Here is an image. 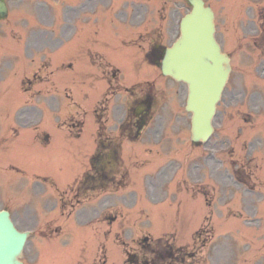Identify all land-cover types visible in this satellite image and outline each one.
Wrapping results in <instances>:
<instances>
[{
	"label": "rangeland",
	"instance_id": "374dc122",
	"mask_svg": "<svg viewBox=\"0 0 264 264\" xmlns=\"http://www.w3.org/2000/svg\"><path fill=\"white\" fill-rule=\"evenodd\" d=\"M253 1L242 0L241 10L246 4L251 5L255 10L254 13L243 19L245 27L254 25L256 22L259 23L263 16L264 1L259 0L260 3L256 5L251 3ZM73 3L74 0H7L8 16L0 20V74L5 72L0 77V132L7 134V131L16 122L12 132L17 131L20 134L16 137L17 140L14 141L12 147L11 143L8 147L9 142L7 141L0 144L2 145V149H0V209H10L15 224L21 230L35 228L27 222L26 214L32 220V224H36L33 221L34 218L38 219L57 213L54 185L51 181H49L51 184L38 182L34 179L30 180V177L49 176L53 180V184L62 185L72 175L75 166L80 164L82 157L80 153L89 148L88 129L81 139L71 138L69 132L59 122L60 119H64V115H61L60 111L56 115L54 111L45 107L42 102H46V98H41L38 94L33 95L29 109L17 116L23 98L28 95L21 88L18 90L11 88L13 85H20V82L18 83L16 78L10 75L11 72L24 69L33 70L36 67L31 55L40 58L42 51L47 46L51 48L49 49L51 51L48 52L54 53L52 48L56 49L57 39L60 36L58 33L60 24L57 25L56 20L59 21L58 16L61 13L63 16L67 12L64 22L69 23L72 11V8H69L73 6ZM159 3L160 8L166 7L167 12L169 6L167 0H159ZM149 4L152 3L149 2ZM180 4H183V1ZM145 5H147L146 0ZM170 5L173 6L174 3H170ZM19 38L22 40L18 41ZM26 48L31 54L27 53ZM115 57L124 69L122 78L125 81H133L139 75L144 77L157 73L144 68L143 72L136 75L131 72V64L127 58L121 59L119 55ZM260 63H264V60H260ZM252 71L255 72V70ZM34 73L39 74V72H31V75ZM257 73L264 77V68H259ZM154 86L151 89L154 92L155 100L159 103L160 113L166 114L163 107L167 106L168 101L169 106L176 105L175 120H173V129L175 130L173 157L177 162L175 169H178L179 166H183V168L177 172L174 179L177 186L169 187L168 183H162V179L159 178L160 184L156 189L155 197L168 198L169 201L165 200L164 204H157V198H153L150 194L152 191L147 192L145 184L142 186L137 183V187L129 188L128 192H125L124 201L127 202L123 211L132 216L129 229L137 230V232L149 229L152 235L174 229L178 235L176 236L177 244L181 245L191 243L189 240H192L195 229H203V236L199 237L198 242L206 241L205 245L198 250L199 259L196 260L198 264H264V200L262 201L263 205L260 204L258 208H254L256 205L252 201V199L256 202L264 199L261 193L262 188L256 186L257 188L253 191L242 183L232 184L226 176V172L235 174L237 166H241L243 170L253 171L255 180L257 176L259 177L256 184L264 186V176L260 175L264 171V129L259 125L255 131L258 121L264 118V110H261L256 116L254 115L253 120L247 122L245 118L251 117L248 103L251 97L248 88L245 87L248 92L244 97L245 101L240 102L239 109H231L232 105L228 106L233 100L230 88L226 89L214 119L215 134L208 142L196 147L190 143V114L184 109L187 97L186 87L168 80L155 81ZM242 98L243 96L240 95V101ZM91 106L92 99L89 103H85V110L88 111ZM159 107L157 106L156 111H159ZM223 110H227V113L223 114ZM76 112L79 115L82 114L80 109H77ZM168 117V115L165 117L166 128L169 122ZM22 118H25L26 122L17 121ZM169 128L165 131L166 133ZM37 132H47L50 136L49 142L45 144L44 141H39L36 138ZM255 134L256 137H254ZM258 138L263 140L259 141ZM8 148L11 149L7 151ZM3 149L6 151L3 152ZM253 149L255 154L252 156H258L259 165L256 161L255 164L248 163L247 158ZM160 155L158 164L166 166L164 160H167L169 153L165 150V152L161 151ZM142 158H131L125 165L140 164ZM196 166H198V170L194 169ZM17 167L26 173V177L17 173L21 171H18ZM175 169L170 168L169 170ZM189 170L192 171V174L187 172ZM137 173H140V176L147 174L144 170L134 171L133 174L138 178L140 176ZM157 175H149L151 177L148 178L147 183ZM169 175L172 176L173 172H169ZM200 176H202L201 179ZM205 181L208 183V185L205 184V187L210 192L211 198L208 200L211 202L212 211L208 213L211 217H207V221L202 224L201 219L206 215L208 205L204 195L196 197L194 192L198 191L200 184ZM190 185L193 196H190L189 188L185 189ZM89 196L88 193H85V197L89 198ZM95 196L100 197L99 195ZM85 197L82 199L87 202ZM242 197L243 199H241ZM229 199L238 207L240 206V214H236V216L233 214L234 211L237 213V209L235 210V204ZM178 200L179 205L175 207L173 202L176 203ZM25 202L27 204L24 207ZM90 203H94V200H91ZM104 206L107 208L111 204L107 203ZM83 213H88V211L85 210ZM91 213L96 216L94 212ZM218 214L220 216L217 224L216 216ZM245 214H249L248 219L244 218ZM136 216L137 218H135ZM63 221L64 218L61 217L59 222L51 221L50 223L61 225ZM134 221L136 229L132 227ZM102 224L96 226V236L92 233L88 234L85 229L80 227H68L69 231L66 233L63 231L57 233L68 236H59L60 238L46 243L44 239L39 238L38 234H34L25 248V261L27 264H32L31 247L33 245L35 247L33 255L37 256L40 264H55L56 260L60 264L62 261V264L75 263L77 260L74 259L78 251L81 250L80 244L82 241L85 242V237L88 235H90L89 243L88 246H85V251L88 255H92L97 250L96 241H99L98 238L103 239L99 237L104 228ZM62 229L64 230V228ZM226 230L230 232L221 233ZM170 236L165 238L169 239ZM131 237L129 233L127 238L131 239ZM171 238L175 240L174 237ZM216 242L218 243L216 244ZM119 246L117 241L107 242V250L113 259V264H120V256H117V252L120 251ZM197 247L195 245L193 249Z\"/></svg>",
	"mask_w": 264,
	"mask_h": 264
},
{
	"label": "flooded vegetation",
	"instance_id": "af4514ba",
	"mask_svg": "<svg viewBox=\"0 0 264 264\" xmlns=\"http://www.w3.org/2000/svg\"><path fill=\"white\" fill-rule=\"evenodd\" d=\"M190 5L189 0H185ZM207 4V2H206ZM132 5V6H136ZM218 9H215V20H216V38L219 44L222 46L224 51H227L232 58L234 56H240V60L243 65L249 62L253 55L258 51L264 52V22L263 27L244 29L245 34L243 36H230V31L236 25L234 16L232 15V5L226 4L223 5V0H217ZM131 6V7H132ZM117 7V6H114ZM114 7L111 6V0H83L80 2L75 9L73 10V18L77 27H74L73 34L76 35V40L78 41L75 44L73 55L75 62L70 63L66 66L67 69H70L72 72H83L85 68L89 67L87 72H113V75L116 76L117 71H120L115 67V64L109 59L108 51L111 49V45H115V49L122 48V45L133 44L135 43L139 49H142V46L138 41L142 39L143 34L138 33L142 29L143 18L135 26L134 22H131L133 25H130L129 31H136L138 37H117L115 42L111 37H107L110 33L109 28H113V24H120V27L114 26V29H118L117 33H121L126 26V22L123 20H118L116 22L112 21V18L116 15L113 14ZM118 10V9H117ZM126 12V11H125ZM160 11L157 9L153 12L152 17L154 22L157 21ZM139 11H134L132 19L139 20ZM264 18V14H263ZM116 19V18H115ZM87 23V27L84 24ZM150 32L157 36L159 35L158 28H150ZM176 30V29H175ZM250 33H253L250 35ZM162 49L159 45V42L154 38L152 40V46L147 53L148 59L152 63H158L161 59ZM83 56L87 57L88 65H80L79 62ZM44 66L47 67V62L44 63ZM139 62L136 59L133 64V71L138 69ZM122 90L119 85L114 86L110 84V91L112 94H115L117 91ZM124 91L128 92L132 97V101L129 104V116L127 112L119 107H115V110L118 109L117 116L115 119L118 122H121L119 125L115 123L114 133L105 132V127L98 133V140L94 138V147L95 144L98 145L97 154L93 155V163L89 166L88 184L85 186L87 188H94L97 186H106L113 182H117L115 178L113 180L109 179L108 173L114 174V172L120 171L122 173L121 180L119 183L125 182L127 170H123L124 166L119 164L120 162V150L124 139L128 138L134 140V137H138V133H128L127 130L132 131L134 128L140 130L143 127V124L147 119V112L141 114V108L139 105L143 104V97H140L141 90L135 88H126ZM233 95V94H232ZM233 98L235 96L233 95ZM106 108L101 110L95 109L96 117L101 124L103 120V113ZM99 111H101L99 113ZM105 123L103 124V126ZM155 133L152 134L151 138L155 141H158L163 138V133L160 132V128H154ZM95 149V148H94ZM114 176V175H112ZM135 260L138 259L135 256Z\"/></svg>",
	"mask_w": 264,
	"mask_h": 264
},
{
	"label": "water",
	"instance_id": "95a60500",
	"mask_svg": "<svg viewBox=\"0 0 264 264\" xmlns=\"http://www.w3.org/2000/svg\"><path fill=\"white\" fill-rule=\"evenodd\" d=\"M193 10L182 20V34L167 50L164 73L185 80L190 85L188 109L194 112V139L206 138L212 132L211 120L216 103L229 75L228 59L222 55L214 39L213 13L202 1H193ZM7 14L0 0V17ZM26 235L16 230L7 211H0V264H21Z\"/></svg>",
	"mask_w": 264,
	"mask_h": 264
}]
</instances>
